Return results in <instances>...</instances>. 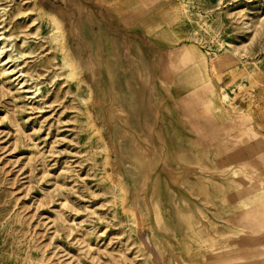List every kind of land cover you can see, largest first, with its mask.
Returning a JSON list of instances; mask_svg holds the SVG:
<instances>
[{
  "label": "rangeland",
  "instance_id": "rangeland-1",
  "mask_svg": "<svg viewBox=\"0 0 264 264\" xmlns=\"http://www.w3.org/2000/svg\"><path fill=\"white\" fill-rule=\"evenodd\" d=\"M254 185L264 0H0V264H262Z\"/></svg>",
  "mask_w": 264,
  "mask_h": 264
},
{
  "label": "bare ground",
  "instance_id": "bare-ground-1",
  "mask_svg": "<svg viewBox=\"0 0 264 264\" xmlns=\"http://www.w3.org/2000/svg\"><path fill=\"white\" fill-rule=\"evenodd\" d=\"M75 29V28H74ZM129 52V54H132V55H135V54H133L132 52H130V51H128ZM137 52H139V50L137 49ZM140 53V52H139ZM126 55H127V53H126ZM135 56H137V55H135ZM181 56H182V51H177V52H175V55H173V59L174 60H178L179 58H181ZM139 57H140V54H139ZM136 60H140L139 58L138 59H136ZM139 63V62H138ZM140 64H141V61H140ZM110 72V71H109ZM111 74V73H110ZM111 76H112V74H111ZM142 76V75H141ZM113 77V76H112ZM112 77H111V79H112ZM142 78V77H141ZM145 79V78H144ZM143 79V80H144ZM114 80H116V78H114ZM118 80V79H117ZM117 80H116V82H117ZM120 86V85H119ZM113 87V86H112ZM119 89H120V87H119ZM116 93V92H115ZM111 108V107H110ZM112 109V108H111ZM119 109V108H118ZM123 110V109H122ZM125 111V110H124ZM132 127H134L135 129L137 128V126H135V125H133ZM138 133V132H137ZM140 133V132H139ZM144 135V134H143ZM132 136V135H131ZM130 136V137H131ZM133 138V137H132ZM142 138H145V137H142ZM146 139L147 138H145V140L144 141H146ZM161 139V138H160ZM129 140H131V139H129ZM142 140V139H141ZM128 141V140H127ZM254 141L257 143V144H259L261 141H260V138H258V137H254ZM130 142H132V141H130ZM134 142V141H133ZM124 146V145H123ZM132 147V146H131ZM136 147V146H135ZM140 151V150H139ZM183 152V151H182ZM184 154H186V153H183V155ZM182 154H180V156H183ZM178 159H180V158H178ZM132 161H133V166H128L127 168L125 167V169H126V171H128V172H130L132 175H133V180H141V182H140V185H141V183L142 182H144L143 180H142V175H141V173H140V170L139 169H141V167H142V163H141V161L135 156H133L132 157ZM181 161H183V160H181ZM187 161H189V160H186V162ZM183 162H185V161H183ZM129 164V163H128ZM202 165V164H201ZM125 166V165H124ZM139 170V171H138ZM139 172V173H138ZM179 177V176H178ZM143 178H145V177H143ZM175 178H177L176 177V175H175ZM184 179V178H183ZM204 179V178H203ZM206 179V178H205ZM182 180V179H181ZM187 180V179H186ZM165 181V180H164ZM177 182V181H176ZM181 182H183V180L181 181ZM165 183V182H164ZM249 183H251V184H254L253 183V181H249ZM144 184H145V182H144ZM184 184V183H183ZM199 184V187L198 188H202V183H198ZM197 184V185H198ZM142 187H144V185L142 184L141 185ZM165 186H167V185H165ZM191 186V185H190ZM195 188V187H194ZM192 189V188H191ZM190 190V189H189ZM168 191V190H167ZM192 191V190H191ZM155 192V191H154ZM153 192V193H154ZM177 195V194H176ZM256 196H259L258 198L256 197ZM182 197V196H181ZM143 198V197H142ZM158 198H159V195L157 194V193H154L152 196H151V199H153V200H158ZM169 197H166V199L167 200H169L168 199ZM171 198V197H170ZM175 198V199H174ZM253 200H255V202H258V203H260L261 205H263L264 206V189L262 188V186H260V185H254V189H253V193H252V197H251ZM160 199V198H159ZM187 199V198H186ZM188 200V199H187ZM161 201V200H160ZM159 201V202H160ZM152 202V201H151ZM157 203H159L158 201H156ZM169 202V201H168ZM171 202H172V200H171ZM161 203V202H160ZM159 203V204H160ZM170 203V202H169ZM173 203H175V206H176V211L178 210V216L183 220H181L180 218V220L182 221V222H184L185 224H186V226L193 232V234L192 235H194L196 238H200V239H202L203 237H205V235H206V232H204L201 228V225H199V223L197 222V220L196 219H198V218H196V216H195V214L194 213H196V214H203V211H202V209H200V208H197V210L196 211H193V210H187L186 208H187V206H188V204H187V202L185 201V200H183V199H180V198H178L177 196H175L174 195V197H173V202H172V206H173ZM152 204H154V203H152ZM145 205V204H144ZM171 206V207H172ZM174 206V207H175ZM153 207V206H152ZM186 209V211L184 210V211H181V212H179L180 211V209ZM175 213H177V212H175ZM172 214V213H171ZM155 216H156V218H157V221L159 222V223H163L164 225H166V226H168L169 228H173V226H172V224L171 223H168V222H166V221H164L163 222V220H162V218H161V216H160V214H159V212L158 211H156V213H155ZM177 217V216H176ZM178 218H177V220H179ZM181 222V223H182ZM180 223V222H179ZM157 225V224H156ZM159 226V225H158ZM167 229V228H166ZM168 230V229H167ZM215 230H216V228H215ZM258 233H260V235H261V237H263L264 238V229H263V227L262 228H260L259 229V231H258ZM224 235V234H223ZM152 237L153 238H155L153 235H152ZM192 241V240H191ZM154 245H155V247L158 249V250H160V247H159V243H158V241L157 240H155L154 239ZM171 249V248H170ZM264 254V253H263ZM261 258L263 259V262H262V264H264V255L263 256H261ZM218 262V261H217ZM216 262V263H217ZM170 264H173L172 262H170ZM183 264H186V263H183ZM218 264V263H217ZM219 264H222V262L220 263L219 262Z\"/></svg>",
  "mask_w": 264,
  "mask_h": 264
},
{
  "label": "crops",
  "instance_id": "crops-1",
  "mask_svg": "<svg viewBox=\"0 0 264 264\" xmlns=\"http://www.w3.org/2000/svg\"><path fill=\"white\" fill-rule=\"evenodd\" d=\"M259 235H260V233H259ZM261 236V235H260Z\"/></svg>",
  "mask_w": 264,
  "mask_h": 264
}]
</instances>
